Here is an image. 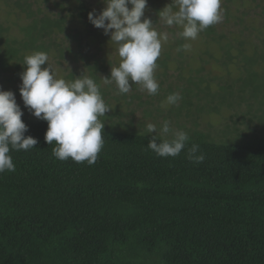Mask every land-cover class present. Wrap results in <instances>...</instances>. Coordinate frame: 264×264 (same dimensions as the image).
I'll list each match as a JSON object with an SVG mask.
<instances>
[{"label": "trees", "instance_id": "1", "mask_svg": "<svg viewBox=\"0 0 264 264\" xmlns=\"http://www.w3.org/2000/svg\"><path fill=\"white\" fill-rule=\"evenodd\" d=\"M36 1L6 0L27 20L21 39L8 38L9 27L0 23V70L18 75L26 55L51 51L70 17L91 11L85 0H75L79 13L69 15L66 0L55 3L57 14ZM202 32L211 36L215 27ZM238 37L219 39L223 56L234 60L236 50L249 66L264 60V51L245 48ZM182 45L177 38V49ZM258 75L250 70L245 85ZM22 120L25 135L38 143L11 151L15 171L0 174V264H264V129L240 142L195 134L178 156L166 158L147 148L152 134L103 129V148L89 165L57 160L55 142L45 141L47 121ZM193 144L202 163L188 158Z\"/></svg>", "mask_w": 264, "mask_h": 264}, {"label": "rangeland", "instance_id": "2", "mask_svg": "<svg viewBox=\"0 0 264 264\" xmlns=\"http://www.w3.org/2000/svg\"><path fill=\"white\" fill-rule=\"evenodd\" d=\"M37 1L36 4L42 8L49 6L47 10L50 13L61 12L55 3L63 0ZM66 1L62 4L64 14L79 13L75 0ZM85 1L91 11L95 10L97 14L106 6L103 0ZM242 2L222 0L224 19L214 25L215 32L211 36L200 32L195 40L186 41L182 38V44L188 43L191 47L188 51L181 50V55L176 41L177 38L181 39L178 33L182 29L166 26L159 21L158 16V12L172 0H148L145 17L156 24L158 32L168 34L167 42L162 43L154 71L160 85L158 94L154 96L140 91V86L136 84L129 93L119 94L114 82H103V77H110L111 67L118 66L120 58L116 52L117 46L110 42V34L105 35L103 29L95 27L89 21L88 14L81 20L70 17L69 28L57 36L54 42L56 46L46 53L58 78L72 81L84 75L100 85L103 98L111 108L105 116L100 117L106 130L147 133L148 123L155 124L159 129L167 120L173 129L184 130L190 137L203 134L211 141L240 142L264 129V121L260 119L264 110V107L261 108V102L264 101V60L260 59L249 66L243 61V53L236 50L232 51L234 60H230L222 54L224 51L221 46H224L225 41L219 43L222 36L230 39L232 34H236L248 44L245 48L257 47L258 54L264 51V0L251 4ZM5 4L6 0L0 1V23L9 27L6 34L8 38L21 39L24 36L21 26L27 19L24 16L23 21L18 19V15ZM234 44L242 49L239 44ZM250 52L251 49L245 54ZM166 57H171V60L168 67H163L161 63ZM42 67H47V64ZM250 70L259 75L256 81L246 86L245 80ZM23 71L16 75L15 69L0 70V88L15 93L24 116L37 118L24 106L19 91L22 83L20 74ZM255 86L260 87L256 95L252 92ZM174 92H179L182 99L178 105L169 106L166 97ZM220 95L225 98L222 99ZM185 100H191L192 104H186ZM167 138L170 139L171 135Z\"/></svg>", "mask_w": 264, "mask_h": 264}, {"label": "clouds", "instance_id": "3", "mask_svg": "<svg viewBox=\"0 0 264 264\" xmlns=\"http://www.w3.org/2000/svg\"><path fill=\"white\" fill-rule=\"evenodd\" d=\"M103 3L106 6L99 14L90 11L88 19L95 27L103 29L105 35L110 34V42L117 46L120 58L118 66L111 67L110 77H103V82H114L119 94L129 93L136 84L140 91L157 95L160 85L154 71L162 43L168 40L167 32H158L156 24L145 17L148 0H103ZM158 16L166 26L182 29L178 35L186 41L197 39L200 32L224 19L222 0H172ZM190 47L185 43L177 50L188 51ZM45 64L47 67H42ZM22 65L25 67L20 74L19 91L24 106L35 117L47 121L45 141L56 145L52 155L60 161L71 159L93 165L104 145V123L100 117L111 109L100 85L84 75L75 76L72 81L58 78L48 54L43 51L26 55ZM181 99L179 92L170 93L166 104L178 105ZM22 116L15 93L0 88V174L15 171L11 151H28L38 143L37 138L25 135L28 125ZM146 132L155 133L147 148L159 157L178 156L190 140L186 131L173 129L167 120L159 129L148 123ZM198 152L197 144L188 149V158L196 164L205 159Z\"/></svg>", "mask_w": 264, "mask_h": 264}]
</instances>
